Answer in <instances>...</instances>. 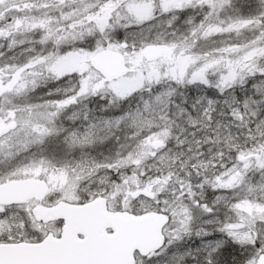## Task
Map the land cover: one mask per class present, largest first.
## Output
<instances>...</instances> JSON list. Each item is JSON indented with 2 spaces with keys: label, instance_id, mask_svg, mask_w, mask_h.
<instances>
[{
  "label": "snow or ice",
  "instance_id": "obj_1",
  "mask_svg": "<svg viewBox=\"0 0 264 264\" xmlns=\"http://www.w3.org/2000/svg\"><path fill=\"white\" fill-rule=\"evenodd\" d=\"M0 264H264V0H0Z\"/></svg>",
  "mask_w": 264,
  "mask_h": 264
}]
</instances>
